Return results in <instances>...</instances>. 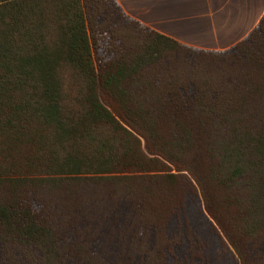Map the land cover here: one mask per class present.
Returning <instances> with one entry per match:
<instances>
[{
  "label": "trees",
  "instance_id": "16d2710c",
  "mask_svg": "<svg viewBox=\"0 0 264 264\" xmlns=\"http://www.w3.org/2000/svg\"><path fill=\"white\" fill-rule=\"evenodd\" d=\"M0 264H264V17L210 51L0 0Z\"/></svg>",
  "mask_w": 264,
  "mask_h": 264
},
{
  "label": "crops",
  "instance_id": "0c3cea01",
  "mask_svg": "<svg viewBox=\"0 0 264 264\" xmlns=\"http://www.w3.org/2000/svg\"><path fill=\"white\" fill-rule=\"evenodd\" d=\"M132 18L175 41L226 51L264 17V0H116Z\"/></svg>",
  "mask_w": 264,
  "mask_h": 264
}]
</instances>
